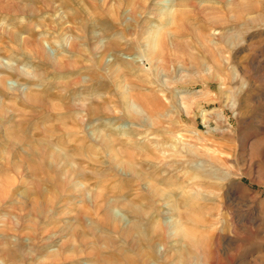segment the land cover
<instances>
[{
	"label": "rangeland",
	"instance_id": "obj_1",
	"mask_svg": "<svg viewBox=\"0 0 264 264\" xmlns=\"http://www.w3.org/2000/svg\"><path fill=\"white\" fill-rule=\"evenodd\" d=\"M119 1L129 0H48L42 15L13 21L0 15V199L55 203L61 237L49 222L45 251L51 254L61 245L60 264H104L105 257L117 261L113 264H143V256L145 264H264V10L246 13L242 5L248 0H227L239 1L234 13L215 0H192L181 23L164 12L177 0H137L134 13L125 3V34H140V45L114 52L104 46L122 36L92 11L117 7ZM71 12L74 24L65 20ZM236 16L248 19V26L221 28ZM21 20L16 43L10 33L19 30L14 28ZM156 27L163 44L152 54ZM37 46L45 62L35 54ZM63 54L76 66L69 74L58 71ZM116 57L130 70L121 74L122 81L108 75L120 67ZM97 60L100 67L93 64ZM43 63L46 71L38 67ZM103 76L106 84L91 87L102 96H85L89 81ZM118 81L127 91L135 87V95L155 97L149 109L129 96L126 106L109 107L92 120L84 117L85 102H102L105 92L116 96ZM70 82L78 84V94L64 95L76 109L60 121L51 115L34 119L43 107L29 103V92L49 95ZM72 117L81 119L73 126L76 138H32ZM41 141L50 144L53 157ZM98 194L116 217L112 227L95 219H103L102 209L84 213ZM137 220L148 231L129 235ZM9 239L30 255L28 264H37L31 258L41 249L36 240L14 234Z\"/></svg>",
	"mask_w": 264,
	"mask_h": 264
},
{
	"label": "bare ground",
	"instance_id": "obj_2",
	"mask_svg": "<svg viewBox=\"0 0 264 264\" xmlns=\"http://www.w3.org/2000/svg\"><path fill=\"white\" fill-rule=\"evenodd\" d=\"M29 1L33 2V4H35L36 6L30 7L28 4L24 3V2H29ZM191 2H192V0H177L175 5L169 4L167 9L164 11L165 16L168 17V16H171L172 13H174L177 17L176 19H179V21L182 23V21H184V17L186 16L188 9L190 8V6L192 4ZM214 2H215V4L222 6V8L228 9V7H230L231 11L233 13H234L235 9L237 7H239V6H237L239 1H237V2H234V1L229 2L228 1L227 2V0H215ZM125 3H127V6L129 8H131L130 11L132 13L137 12L136 11L137 10L136 9L137 8V6H136L137 0H129L127 2H120L119 1L117 7H114V8H111V7L108 8L107 7V8H103V10H101L99 6H96L94 11H92V13L98 17L99 21H102L103 23H105V25L106 24L108 25V23H109L110 28L117 31V33H119L122 36L120 38L117 37L114 40L110 39V41L107 44H105V46H104L105 49L108 48L109 50L114 51V52L127 51L128 50L127 45L129 43L132 45H135V44L140 45V40H141V37H139L140 34H131L130 36L125 34V32H126V30H128V28L123 25L124 21H122V19H121V17H122V8L121 7H125L126 6ZM49 6L50 5H49L48 0L47 1L46 0H43V1H41V0H38V1L37 0H0V15H2V16L4 15L10 21L17 20L21 16H23V19L26 20V19H28V17H35L36 15H39V14L42 15L49 8ZM263 7H264V0H248L247 4L242 5V9L246 13H251V12H256V11L261 12L264 10ZM223 11L224 10H222V12H220V13H224ZM226 11H225V13H226ZM216 12L218 13V11H216ZM78 14H79V12H78ZM106 14L111 18V20L107 18ZM178 15H180V18H178ZM254 15L258 16V14H256V13H254ZM260 15H261V13H260ZM90 16H91V14H90ZM93 18H95V16H92V18H91V20L94 22L95 20H93ZM66 19H67L66 23L74 24V20L76 19L75 13H73V12L68 13V15L65 17V20ZM231 19L234 21V23H232V25H230V23L226 22V20H225L226 23L223 24L221 28L222 29H228V27L230 28V26H233L236 29V28H240L239 27L240 25L243 27L248 26L247 25L248 23H245L248 21V19L246 20L244 17L239 18L236 16L235 20L233 18H231ZM252 19H253V22L255 20H258L256 17H253ZM1 20H2V18H1ZM3 20H5V19H3ZM22 20L19 22V26H15V28H14V29H16L17 27H19V30L17 28V31L14 30L12 32L10 31L11 33L9 32L13 41L16 43H18L20 40V27L24 26V21H22ZM63 22L64 21H62V18H60L59 22L57 24H59L62 28L65 26V23H63ZM261 22H263V20ZM31 23H32V20H31ZM44 25L45 24L42 25L40 23V24H38V28H44ZM67 25L69 26V24H67ZM77 29L80 33L81 32L83 33L82 27L77 28ZM159 30H160L159 27H156L155 30H153L151 32V35H150L151 38L154 40V43H155L152 46H150L152 54H156L160 50L159 49L160 44H163L161 42V40L158 39ZM48 32H49V30H48ZM228 32L230 33L231 31L228 30ZM140 33H143V29L140 30ZM173 34L180 35V33L177 30H173ZM230 38H231V36H230ZM230 40H232V39H230ZM30 41H31V39H30ZM10 43H12V42H10ZM41 47L40 46L36 47V49H35L36 53L35 54L38 56V59L45 62V55H44ZM93 57H94V55H93ZM66 58H67V56L63 54L62 58L59 61L60 65H59L58 71H61L62 73L66 72L69 74V72L73 71L72 68L76 67V66L75 65L72 66L71 64L69 65L65 61ZM148 58H149L148 61L150 62V64H153L154 61H152L150 59L151 57H148ZM115 61L120 64L119 65L120 67H119V69H113L112 71H110V74H108V75L111 78L112 77L113 78L118 77V79H120V81H122L123 77L121 74H123V73L127 74L128 71H130V70L127 71V67L122 64V62H123L122 58L116 57ZM78 63L80 64V62H78ZM93 64H96L97 67L101 66V62L100 61L98 62V60L96 62L94 61ZM98 65H100V66H98ZM112 66H113V64H112ZM38 67H39V69L45 70V71L48 68V66H46V63L45 64L43 63ZM84 69L89 71V69H87V67L86 68L84 67ZM81 71L82 70H80V73H81ZM92 78H94V77H92ZM38 79L39 80L42 79V81H43L44 74H41ZM120 81L117 82L118 83L117 86H119V88L121 86ZM89 83H91V85L90 86L86 85V88L84 89L85 96L86 95L93 96V94H99V96L101 97L103 92L101 93L100 89H97L94 91V89H92L91 87L95 83L97 85H98V83H99V85L101 83H103V85L106 84L107 83L106 77L105 76L97 77L96 79L90 80ZM72 85H74L75 89L73 91H69V88ZM114 85H115V83H114ZM76 86H78V84L77 83L75 84V82L59 84V86L56 88V90L49 93V95L47 94L48 91L44 92V91L38 90V91L29 92V94H28L29 99H30L29 103L35 102L39 105H42V107H43L42 108L43 110L37 114H34L35 116L33 118L34 119L43 118L47 115H51L53 117L56 116L57 121H60L61 119L66 118L68 113L70 112V110H72V109L74 110L76 108H73L72 103H68L66 101V100H68L69 97H66L64 95V92L70 93L72 96H77L79 89H78V87L76 88ZM114 88L115 87H113V89ZM94 92H96V93H94ZM135 92H136L135 87L131 88V91H127L121 86V88L117 91L116 96L110 92L109 93L105 92L104 96L102 97L103 98L102 102H98V101L96 102L94 100H87V102H85V104L82 106L84 114H85L84 117H86L88 120H92L97 115L106 114L109 107L118 108V106L119 107L124 106V105L126 106V101L128 100L129 96H132L133 99H136L142 106H144L146 109H149V106H150L149 104L155 100V97L147 96V95L141 94V93L135 95ZM53 94H55V99H53ZM114 97L118 98L120 103H118L116 101V99H114ZM128 107H130V106H128ZM62 112H64V113H62ZM147 113H148V111H147ZM22 117H24V119H26V120H31V114L29 116L28 115L26 116V113H25V114H22ZM80 120L81 119L73 118V119H71V121H69L67 123L56 124V125L48 128V129H46L45 130L46 132H44V133L35 131L33 133L32 138H57V136H69L71 138H76L79 135V133L76 131V129L73 128V126H78L80 124L79 123ZM45 134H47V135H45ZM21 138H24V137H21ZM60 138H62V137H60ZM40 146L44 149V151L46 153H51V156L53 157L54 152L52 151V149H51L52 147L50 146V144L48 142L41 141ZM12 157L15 158L14 156H12ZM18 159H19V157H18ZM19 160H21V159H19ZM4 162H10V160L7 158V159H4ZM27 166L30 168V165H27ZM9 185H10V182H9ZM63 188H64L63 185L60 186L61 190ZM113 197H115V196H113ZM43 198H41V199H43ZM100 199H102V194L101 195L100 194L95 195V198H94L95 203L93 205V208H86L84 210V213H86V214L91 213L92 212L91 209H94L96 211H100L102 209V211H103L102 213H104L103 219H101L98 215L95 216L96 217L95 219H98L99 221H101V223L103 225H107V226L111 225V227H112V225L117 222L116 217L113 215V211L110 209L109 202H108V204H106V206L104 205L105 206L104 207L99 202ZM45 200H33L32 201L30 199H26V200H22L19 202L18 201L15 202V201H5V200L0 199V214L4 213L3 217L0 219V224H1L0 235H2L4 237L0 240V264H28V260L30 259V255L28 253L24 254L22 252V249L19 248L20 246H17V244H15L14 242H12V240L9 239L10 235H12V234L17 236L18 238H21L23 236H28L31 239H34L37 241L36 245H37V247L40 246L41 249L38 252H35L36 258L33 259V257H31L35 263L45 264L48 261V263L50 262L52 264H60L61 252H62V246L61 245H58L57 250L53 251L51 254L46 253V251H45L47 249L46 245L48 244L45 238H46V234L48 231L47 226H48L49 222L51 223L50 225L52 226L51 232L54 233L55 235H57L58 238L61 237V229L59 228V225H58V223H59V217H58L59 216V209L53 201H50V200L45 201ZM79 215H81L80 217L83 216L82 214H79ZM90 216L94 217V215H92V214H90ZM147 229L148 228H145V224H143L142 222L137 220V225H134V227H132L130 230H128V234L130 235L131 232L133 233L134 230L141 232V233L143 231V233H144V230L148 231ZM84 244H85V242H84ZM40 258H43V259L39 260ZM44 258H47V259H44ZM102 261L104 264H113V263H115L116 260L113 261L112 259L105 257V258H103ZM141 262L143 264H145L147 262V256H143Z\"/></svg>",
	"mask_w": 264,
	"mask_h": 264
}]
</instances>
